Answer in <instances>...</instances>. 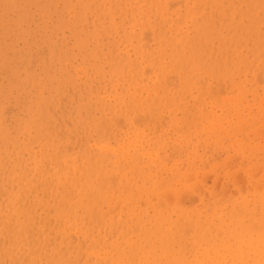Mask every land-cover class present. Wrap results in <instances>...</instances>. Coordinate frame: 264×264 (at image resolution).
Returning a JSON list of instances; mask_svg holds the SVG:
<instances>
[{
	"label": "bare ground",
	"instance_id": "obj_1",
	"mask_svg": "<svg viewBox=\"0 0 264 264\" xmlns=\"http://www.w3.org/2000/svg\"><path fill=\"white\" fill-rule=\"evenodd\" d=\"M171 1L109 0V3H111L109 14L113 16L118 15L120 18H127L128 22L125 26L127 28L126 40L131 45H133V40L136 42L135 47L133 46L135 59L132 60L131 54L128 52H125L126 56L123 58V62H127L129 66H133L134 71L129 89L125 94H120L116 98L113 106L116 112H120L124 116L127 121L126 124L128 123L130 126L131 132L127 134V137L124 138V141L122 140L117 148L111 146L110 143H102L96 148L89 146L81 152L76 153V155H68L63 150H57V153L54 155L51 154L42 158L43 163H40V159L32 169L23 170L17 178L10 177V180H12L10 185L11 190L5 193L4 201L0 202V264H264V204H260V209L256 206V208H250L252 205L249 206L250 203L247 204L251 201L249 195L248 197L244 196V198L247 197L248 202L238 201V196L235 201L231 200V196L227 195L228 192H224L230 187L226 183L224 184L227 189L222 188V191L225 194L224 196H228H226L227 200L229 198L228 201L231 200L230 202H243L241 204L237 202L238 207L233 206L229 211L228 209L226 211L219 208L210 212L211 210L209 211L210 208L208 209V207H206L208 211H202L199 208H194V204L193 208L184 207V200L187 199H184L183 203L181 200L183 205L179 202L181 196L179 197L180 199H175L172 203L171 201H173L174 196L170 200V192H168L169 196H166L168 198L162 200L163 193L160 192L162 188L159 187L158 181L163 179L160 182L162 186L165 182L164 174L168 173L171 169L167 168V160L164 156H159L158 153L144 145L148 134L144 130L139 132L136 126L139 121H143L142 123L147 120L153 121L154 123L149 122V125L150 123L151 125L154 124L151 128L153 131L151 133H155L157 136L156 141L158 142L155 143L159 144L165 141L167 139L166 135L161 133L158 136V134L165 130L161 126V123L164 122L166 124L168 121L167 116H164L165 110L168 109L171 113L168 126H172V129L179 130L180 125L183 124L184 127L187 126L189 128V132H185L186 135H191L190 129L194 130V128L197 129L194 131L197 134L199 131L198 127H201L203 120H206V123H203V125L205 124L204 127H201L203 129L201 130L203 132L201 136L203 137L206 131L209 137H212L216 129L219 137L216 134L215 137L218 138H215V140H218L220 137L222 139L225 135H228L224 139L230 138L231 142L225 140L229 146V143L233 144V140H231L232 136L229 137L231 135L229 134L231 133V128L233 131V126L230 127L231 121L227 119L229 115L225 112L231 114L233 111L236 114L237 120L232 119L235 122L237 121L234 123L236 125L240 126L242 122L247 124L250 121L256 123L255 120L259 116L262 117L263 112L258 116L254 115L257 113L251 114V112L254 110L252 109L253 106L257 105L253 103H261L263 100L259 99L262 96H259V90L263 87L264 92V86H261V88L259 86L260 84L264 85V81H262L264 80V72L262 69L257 68L259 71L256 70V74L258 75V72L259 74L262 73L260 76L263 77H261L262 80L259 83L260 76H258V79L253 69L258 67L257 65H260L259 68H261L264 62L261 63L262 65L257 63L256 67L253 65L251 68L252 73L251 71L249 73L255 76V78L257 77L256 81L259 84L254 80L255 78L252 81L253 83L255 81L257 85L256 83L254 84L260 89H255L257 87L253 85L251 79L248 83V76H244V71L248 74L250 64L255 62L252 59L254 61L251 60L252 62L250 63L248 59L251 56H248L249 53L247 54L246 49L253 50L251 51L256 56L252 57L255 59L259 54L258 52H264V0H241L242 2L239 1L240 3L238 4H235L236 2L232 3L231 0L229 4L227 2V6H225L224 2L228 0H211L212 2L209 0H193L192 4L191 2L189 4V0H183L185 3L183 9H179L180 4H183L179 0L172 1V3H175V7L179 6L177 9L173 8L174 5L172 6ZM105 4V2L102 3V5ZM208 4L210 7L212 5L211 9L213 10L214 8L215 13L212 10L209 13L207 12ZM146 37L151 40H149V43L146 41ZM246 46L251 47L246 48ZM241 48L246 50V52ZM243 51L246 54L245 56L241 55ZM232 53L239 58V65L242 64L248 67L243 71L244 75L242 74V76L246 77L247 82L245 81V83L247 85L250 82L252 83V86L249 85L248 88L245 86V88H252L250 90L244 88L246 92L242 90L243 88L240 89L239 95L234 98L231 96V102L228 97V101L226 99V103L228 104H225L223 100L227 97L224 95L227 91H224V94H222L223 91H220V93L218 92V97L215 96V92L213 93L212 91L215 86L213 87L212 85L217 80H213V83L210 80L208 83L209 78L207 76L214 77L218 75L220 78H227L228 81L225 82H229V86L235 88L236 83L234 82V84L231 83L233 85H230L232 81L229 80L239 65L237 66L238 62L236 63L231 59L230 55ZM258 59L260 57H257V61L259 62ZM203 76L204 79L206 76L207 80L205 79V81L207 85H205L206 82L203 84ZM218 83L216 82L217 85ZM208 84L211 85V89ZM241 85L242 87L244 86L243 83ZM241 85L236 87H241ZM226 87L222 86L221 89H228V92L232 90ZM252 90L259 91V93L257 91V94L255 92L253 94L259 96L256 98L261 101L255 102L258 99H255V97L249 98L250 100L253 99L251 101L253 105L250 102V109H246L243 107L245 103L241 100L243 98L241 93L243 91L244 98H246L248 97V95L245 96L248 93L247 91H250L252 94ZM195 91L199 93L196 95ZM206 92L207 96L205 95ZM208 92H211V95L213 93L214 97H217L218 100H220L221 94V98L225 96L221 99L224 103L222 101L220 103L219 101L220 106L225 105L222 106L225 111L221 112L222 114L225 113L223 117L221 113L217 115L216 110L212 111L219 104L215 98L212 100L216 104L211 103L210 105L212 110L207 108L204 98L207 97L206 100H210L213 97L208 95ZM230 92L229 94L233 93ZM202 94H204V97ZM190 97L194 99V107L193 105L191 107L189 105ZM262 105L260 106L259 104V107L257 106L258 114L259 110L262 109L260 108ZM220 106L218 105V107ZM225 107H229L228 110L230 109L231 111L225 110ZM220 109L222 108H219V111ZM246 110L247 114H245ZM249 110H252L250 114ZM177 113L182 115V117L179 118V114ZM251 115L253 118L255 116L256 119L251 118L253 121L251 119L249 121L248 116L250 118ZM230 116L234 115L231 114ZM120 119L123 120L122 118ZM120 119L118 122L121 121ZM258 119L261 118L259 117ZM262 119L264 122V117ZM224 120L230 121V123L225 121L228 127H230L228 128L230 132L226 127L227 125L223 126L224 123L222 121ZM263 122L261 123L259 120V124L261 125H258L257 122L256 124L259 128L253 125L254 128L256 129L257 127V131L260 130V126L264 125ZM121 123L123 122L121 121ZM236 125L234 126L236 127ZM251 125L249 126L253 127ZM242 126L245 129L247 127H245V124ZM249 126L248 128H250ZM144 127L146 129V126ZM224 129H227L225 133ZM245 129H237L236 133L241 135L240 132L244 134L246 131L243 135L245 136L249 130ZM255 129L253 132H255ZM201 131H199L200 134L202 133ZM257 131L255 135L259 133ZM234 132L235 130L232 135L234 136L233 138H236V133L234 134ZM261 132L264 131L261 130ZM100 134H103V132L101 131ZM252 134H250L251 137H257H255L254 133ZM60 135L63 136L62 134ZM65 136H67V132ZM195 137L197 138V136ZM237 137H239V140L242 139V136L237 135ZM247 137L249 138L250 136L247 134ZM204 138L208 139L207 133ZM203 139L201 140L204 141ZM262 139L264 140V137ZM208 140L210 141V139ZM241 141L243 142V140ZM255 141L257 142V139ZM255 141H252L254 145ZM224 142L223 145L225 144ZM192 143L194 144L193 148H197L198 143L196 141H192ZM258 143L260 141L256 144L258 145ZM189 144L185 140L184 145L181 144L182 149H179V152H183ZM232 144H230L231 147ZM262 144L260 143L258 147H262ZM175 145L177 144L173 145V149L177 150L178 148H175ZM230 146L228 149L231 148ZM236 146L239 145L237 144ZM66 148L68 149L70 146ZM237 149L242 148L239 146L236 148V151ZM171 150L167 151L170 152ZM175 150L173 153L177 152ZM263 150L261 149L258 152L255 150L254 155H257L256 153L259 152L264 153ZM236 151L235 155L239 157L240 155H238L239 153L236 154ZM242 151H244L243 154L246 156L245 150ZM190 153L193 154L192 152ZM217 154L216 156L213 154L216 159L218 156L219 158L221 157L219 155L220 152L218 156ZM232 155H230L229 159L232 158ZM235 155H233L234 158H236ZM247 156H249V153ZM257 156L256 158H251L256 160ZM194 157L196 158V155ZM247 158H243L242 160H247ZM251 158L248 159L251 160ZM183 160L185 161V159ZM209 160L208 162L212 161ZM253 161L251 160L250 167L255 165V163H252ZM256 161H259V158ZM238 162L235 164L237 165ZM227 164L226 166L225 164L222 165L225 168L232 166L230 162ZM247 165H245V168L241 167L242 165L240 166L241 169H244V172L247 168L249 169ZM258 165L260 164H257V167ZM232 167L235 168V166ZM233 168L232 173L234 172ZM253 168L254 171H252ZM253 168L251 167L250 169L255 174L256 167L253 166ZM188 169L191 168L188 167ZM237 169L239 170V168ZM257 170L256 172H259ZM191 172L193 173V171H190V175ZM251 172L249 174L252 175V178L253 174ZM169 173L172 174L171 177L175 178H171L173 181H182L179 178L181 173L179 175L178 172ZM184 173L186 172L184 171ZM234 173L233 175H235ZM261 173L258 174V177L264 176V173ZM168 175L166 174L165 177ZM233 175H229V177L231 176L232 179ZM205 177L208 178L207 176H203L202 179L209 180L212 178V176L209 179ZM225 177H227L226 173ZM229 177L227 179L230 180ZM243 177L246 178L245 176ZM258 177L256 176V178ZM167 178L166 180L168 181ZM196 178L198 177L196 176ZM220 178L222 179V177ZM193 179L194 181L196 180L195 178ZM241 179L239 180L241 181ZM15 180L16 184L14 183ZM244 180L242 179L243 183L247 181ZM216 181H219V179ZM216 181L211 183L217 184ZM235 181L237 182L238 179ZM252 181L257 182V184L253 182L251 184L254 187L256 186V188L252 186L255 192L251 191L254 194V198L256 189L263 191L261 189L262 183L258 184L262 180L257 181V179L253 180L252 178ZM196 182L198 181L196 180ZM173 183L168 181V184H164H166L168 189H172L171 192L177 194L178 186L179 192L182 188L180 189V184L174 188ZM193 183H190L191 186L193 185L192 188L190 186L191 189L195 188L194 184L196 185V183ZM183 184L181 183V186ZM190 184L186 182L185 187ZM240 185L243 184L240 183ZM245 186L246 184L243 185V187ZM209 187L206 186V189ZM219 190L214 191L213 189L216 193H219ZM244 190L246 192V187ZM199 192L202 194L201 190ZM209 192L213 193L212 190H209ZM232 193L233 195L235 194L233 191ZM154 196L157 197V200H154ZM224 196L223 199L225 198ZM256 196L259 197V195ZM260 196V200H262L264 194ZM254 199L253 201H255ZM195 203L198 202L195 201ZM199 206L202 207L204 205ZM222 207L221 205V209ZM226 207H228L227 204Z\"/></svg>",
	"mask_w": 264,
	"mask_h": 264
},
{
	"label": "rangeland",
	"instance_id": "obj_2",
	"mask_svg": "<svg viewBox=\"0 0 264 264\" xmlns=\"http://www.w3.org/2000/svg\"><path fill=\"white\" fill-rule=\"evenodd\" d=\"M172 1H175V0H172ZM179 1L180 3H183V4L178 3L180 4V7L178 5L175 7L174 5L175 3H172V6L174 5L173 8L177 9V7H179V9H183L185 7L184 1L183 0H179ZM239 1L242 2L241 0H232V3L236 2L235 4H238L240 3ZM103 2H105L106 4L102 5ZM190 2L192 4L193 0L192 1L189 0V4ZM227 2L229 4L231 0L224 2L225 6H227ZM110 6H111V3H109V0H0V202L4 201L5 193L11 190L10 185L12 183V180H10V177L17 178L22 173L23 170L32 169L37 163V161H39L40 159H41L40 163H43L42 158L48 155H51V154L54 155L55 153H57L56 152L57 150H63L68 155H76V153L81 152L82 150H84L85 148L89 146L96 148L102 143H110L111 146L117 148L119 144L122 142V140L124 141V138L127 137V134L131 132L130 126L128 125V123L126 124L127 121L124 118V116L121 115L120 112H116L115 107L113 106L116 102V98L120 94H125L126 91L129 89V85H130L134 71H133V66H129L127 62H123V58L126 56L125 52H128L129 54H131V59L132 60L135 59L136 56L134 54L133 46L135 47L136 42L133 40V43H132L133 45L128 43V41L126 40L127 28H125L128 22L127 18H120L118 15H115V16L110 15L109 14ZM211 7L208 4L207 9H206L208 13L210 10H212ZM212 11L215 13L214 8ZM123 25L124 27H122ZM145 39H147L146 41H148V43L151 41L147 37ZM250 47L251 46H246V48H250ZM243 48L241 49L242 50L246 49V48L244 49ZM246 50H247V54L249 53L248 56H251V58L249 59L248 57H246L250 61V63L255 60V62L251 63L252 65L250 64L248 74L246 73V71H244L248 67L242 64L239 65V58H237V56L234 53L230 55L231 59L234 62L236 63L238 62L237 66L239 65L236 71L234 72V74L230 77L229 81H232L230 82V85H233L234 82L236 83V86H239L243 83L244 84L243 87L241 85V87L235 86V88L234 87L232 88L229 86V82H225V81H228L227 78H220L218 77V75H215L214 77L207 76V78H209L208 83L210 82V80L212 81L211 83L214 82L213 80L215 81L217 80L216 81L217 83L219 81L218 85L216 84V82H214L215 84L212 85L213 87L215 86L212 90L213 93L215 92L214 93L215 96H217L218 92L220 93V91H223V93L221 92L222 94H224V91L228 92V89L227 90L221 89L222 86L226 87V84H227L226 88H229V90L232 89L230 91L233 93L229 91L231 94H229V92L228 93L225 92L224 94L227 96V97L224 96L225 99L223 101H225V104H228L226 103L228 101L227 99L228 97L229 98L231 96L233 98L237 97V95H239L240 89L243 88L242 90L244 91L245 89L248 88L249 85L252 86V83H253L252 79L255 78V76L249 74L251 71V68L253 65L254 67H256L255 65H257V63L261 64L264 62V52H258L259 54L257 57H260V59H258L259 60L258 62L257 57L256 59L253 58L254 56H256L252 52L253 50L252 49H246ZM246 50L244 51L246 52ZM244 51L242 52L241 55L245 56L246 54L244 53ZM261 56H262V59H261ZM248 60H246V62H248ZM242 66L244 68L243 70H242ZM257 66L258 67L256 68L253 67L255 69V70L253 69V72L255 73V75H257L256 70L259 71L258 69H262L264 72V65L261 68H259L260 65H257ZM243 71L245 72V75ZM242 74L246 77L248 76V83L250 79L252 83L250 82V84L247 85V83H245V81L247 82V79L246 77L242 76ZM260 74L258 72L257 77L260 76ZM243 77L244 79L242 80ZM257 77L254 79L255 81ZM261 77L262 76H260V79L258 77L259 83H260V80H262ZM205 79H206V76H205ZM205 79L203 76V79H202L203 84L204 82H206ZM255 81L254 83L257 82ZM237 83H239V85H237ZM254 83L253 85L256 86L257 83L256 85ZM205 85H207V82ZM245 86L247 88H245ZM261 86H264V85L260 84L259 87L261 88ZM259 87L255 89H258ZM209 88L211 89V85ZM209 88L208 90H210ZM236 88H237V91H236ZM262 88L259 90L260 93L258 90H255V91L252 90L253 91L252 94L250 91H247L248 93L245 94V96L248 95V97H246L247 99L244 98V95H243L244 93L242 91L241 94L244 100L243 98H241V100L244 101L245 104L246 102L249 101L247 103L249 107L247 106V104L245 105L241 101L244 104V106L243 105L242 106L245 107L246 109H250V105L252 104L251 101L253 99L250 100L249 98L255 97V99H258L256 97H259L262 95L261 98L259 99L261 100L263 99L262 100L263 103L262 102L253 103L257 105L253 106V108L251 106V108L254 110L253 111L249 110V114L251 111H252L251 114L257 113V114H254L257 116L261 115L262 112L264 113V106H263L264 105V97H263L264 92ZM217 89L218 91H216ZM250 89H247V90H250ZM257 91L259 93V96L253 94L254 92L256 93ZM195 92H196L195 93L196 95L197 93H199L197 91ZM210 93L208 92V95H210L211 97L213 96V97L210 98V96H208L210 100L209 99L206 100L207 97H205L204 99L206 101L207 108L209 110H212L210 105L211 103L216 104V102L215 103L213 102L212 99L215 97L213 93L212 95ZM202 95L204 97V94ZM205 95L207 96V92ZM221 96H220V100L217 99L218 96L215 98L216 101H218V103L219 101L220 103L223 102L221 99L224 97L221 98ZM231 98H230V102H231ZM259 99L258 101L255 100V102H260L261 100ZM193 101L194 99L190 97V101H189L190 107L192 105L194 107ZM209 101L210 103H208ZM220 103L218 104L219 106H220ZM259 104L260 106L261 104L263 105L262 107H260L262 109L259 110V114H258L257 106ZM218 105L212 110V111L216 110L217 115L218 113L225 112L224 108L222 107L225 105L221 104L222 106L220 107H218ZM229 107L227 108L225 107V110L227 109V111H231L230 109L228 110ZM219 108H222V109H220L219 111ZM246 112L247 110L245 111V114L248 113ZM225 113L226 114L228 113L229 116L231 114L234 115V116H230V118L227 115L228 116L227 119L231 121L230 123V121L227 120L230 123V127L233 126V131L235 130L234 134L236 133L237 129L239 130L245 129L244 126H242L245 124V127L247 126L245 130L249 129L248 131L250 132L247 131V134L250 137H251L250 134L252 133H254L255 135L257 129L259 128L258 125H261L259 124V120L262 123L263 122L262 118L264 117L263 113H262V117L259 116L262 119L261 121V119H258L259 117L257 116H256L257 120H255L256 119L255 116L254 118L252 117V115L250 116V118L248 116L249 121L251 118H253L256 123L258 122V125L250 121L251 123L248 122L247 124L242 122V125L239 126V125L234 124L237 121L235 122L233 120L234 119L237 120V116H235L236 114H234L233 111L231 114H229V112H225ZM170 114H171L170 111L166 109L164 112V116H167L168 123L167 122L166 124L164 122L161 123L162 124L161 126L164 127L165 130L159 132L158 136H160V134L163 133L164 135H166L167 139L159 144L155 143V142H158L156 141L157 140L156 134L151 133L153 132L151 130V128L154 125V124L151 125V123H154L153 121L147 120L146 122H144L145 124L142 123L143 121H139L138 124H136L139 132L141 130H144L145 133L148 134L147 140L144 142V145H146L147 147H149L150 149L158 153L159 156H164V158H166L167 160V168L171 170H169L168 173L164 174V180H165L164 183L168 184V181L174 182L173 183L174 188H176V186L180 184V189L182 188V190L185 191V193H183L184 191L182 190H181L182 193L181 191L179 192V189H178L179 186H178L177 190L179 193L177 192L176 194L174 192H171L172 189L171 190L168 189V187H166V184L163 183L162 186L164 187L161 186L160 182H162L161 180H163L161 179L158 181V183H159V187L162 188L160 189L161 190L160 192L163 193L162 200H165V198H168L166 196L167 195L169 196L168 192H170L172 195V196L170 195V197L172 198L169 197V199L170 200L173 199V196H174L173 201H171L172 203L175 201V199L181 198L179 201L180 203H181V200L183 203V200L187 199V200H184V207L193 208V204H194L195 205L194 208H199L202 211L203 210L208 211L206 209V207H208V209L210 208L209 211L211 210L210 212H212L213 210H217L219 208L220 210L228 209L229 211L233 208V206H237L238 205L237 202L240 200L243 202H246V201L248 202V199H247L248 195L251 201L249 200L250 202H248L247 204L250 203L249 206L252 205L250 206V208L251 207L258 208L261 203L264 204V202H262V200H264L263 196H262L263 199L260 200L261 198L260 195L264 194V187H263L264 186L263 184L264 176L261 175L262 173H264L263 171L264 170V167H263L264 153L259 152L261 154V157L263 156L262 158L260 157L259 153H256L257 155L259 154L258 155L259 157L257 155H254L255 150L258 152L259 150L264 149L263 148L264 140L262 139L264 137L263 136L264 132H261V130L264 131V127H262L264 125L260 126V130H258L259 133L260 132L261 133L256 134L255 135V137L257 136L256 138H253L254 136H252L251 137L252 140L250 139L251 140L250 141L249 140L250 137L248 138L247 134L243 136L246 131L244 132V134L240 132L241 135L236 133L235 135L236 138H233L234 136L232 135L233 133L232 128H231V133H229L230 129L228 128L230 127H228V124L226 123L227 121L226 120L222 121L224 123L223 126L227 125L226 127L229 131L227 132L231 134L229 135V137L232 136L231 140H233L232 141L233 144L229 143V146L230 144H232V147L230 146L231 148L228 149L229 146L226 143L230 138L227 137V139H224V137L228 136L224 134L225 136L222 139L220 137L219 138L220 140L219 139L215 140L216 138L215 136L218 133L215 128L214 129L216 131L214 130V133L215 132L216 133L215 135L213 133L212 137H209L208 132L204 130L207 133L208 139H210V141L207 138L206 139L204 138L206 136L205 132H204L203 137L201 136L203 134L201 130H203L202 128L205 125V124L203 125V123H206V120H203L201 124L202 128L198 127V130L202 132L201 134L199 131L196 134L194 131L197 129L194 128V130L190 129L191 135L189 134L186 135L185 132L186 133L189 132L188 131L189 128L187 126L184 127V125L181 124L179 130H174L171 128L172 126L170 127L168 126L170 123V118H169ZM224 114L221 113L222 117ZM178 117L181 118L182 115L179 114ZM6 118L8 119L6 120ZM120 118H122L123 120H121ZM164 118H162L163 121H165ZM119 119L123 123H121V121L118 122ZM149 122H151L150 125H149ZM233 124L236 125V127L238 128H236ZM249 125L251 126L256 125L258 128L255 126L256 127L255 129L254 126L250 127ZM144 126H146L147 131ZM248 126L250 128H248ZM181 127L184 129H182ZM227 129H224L225 130L224 133L226 132ZM254 129H255V132H253ZM101 131L103 132V134H100ZM66 132H67V136H65ZM60 134H62L63 136H61ZM198 134L200 135L198 136ZM237 135L242 136L241 140H243V142L238 139L239 137H237ZM195 136H197V138L199 139H197ZM217 136L219 137V134H217ZM193 137L194 139H192ZM259 137H261L260 140H258ZM201 139H203L204 141H202ZM234 139L236 140L235 142L239 146H241L242 149H237L236 151V148L239 146H236L237 144L234 142ZM255 139H257V142L260 141L261 144L263 142L262 144L263 146L258 147L260 143H258L257 145L256 144L257 142L255 141ZM185 140H187L188 143L190 144L188 145V147L187 146L185 147L183 152H179V149H182L181 146L184 145ZM207 140L208 142H206ZM222 140L224 141L227 140L225 142L223 141L225 143L224 145H223ZM192 141H196L198 143L197 148H193L194 144L192 143ZM237 141L238 142L241 141V142L238 143ZM252 141H255L256 146L253 144ZM251 142L253 145L251 144ZM211 143H213V145H211ZM174 144H177L175 145V148H178L177 150L173 149ZM69 146L70 148L67 149L66 147H69ZM233 148H235V150H233ZM167 150L168 151L171 150V151L168 152ZM174 150L177 151V152H174L176 156H174L175 155L173 153ZM242 150H245V154L247 153V155L249 153V156L247 155L245 156L243 154L244 151ZM198 151L200 152L197 153ZM235 151H236V154L239 153L238 154L240 155L239 157H236L237 155H235ZM190 152H192L193 154H191ZM229 152L235 155L236 158H234L233 155L230 154ZM217 153L221 155L220 158ZM213 154H215V156L217 154L218 158L216 159V157ZM195 155H196V158L194 157ZM230 155H232V158H231L232 161L231 159H229L231 157ZM241 156H244V157L241 158ZM256 156H257L256 160H258L259 158V161H256L254 159L256 158ZM213 157H215V159H213ZM222 157L223 158L225 157L224 158L225 162ZM247 157L248 158L254 157V158H251V160L252 161L254 160L252 163L253 164L255 163V165H252L251 167L252 168L253 166L256 167L255 174L251 172L252 170L250 169L251 160L248 159ZM210 158L212 161L209 160ZM243 158H247V160L244 159L243 161L242 160ZM183 159H185V161ZM208 160L211 162H208ZM236 160L239 161L237 163L238 166L235 164L237 162ZM255 161L258 162L257 164H260L261 166L258 165L257 167V164ZM226 162L227 163L230 162L231 163L230 165L235 166V168H233L232 166H227L225 168L224 165L222 164H225L226 166L227 164ZM244 162H246L245 165H247V162H248L247 166L249 167L248 169L246 166L247 169L245 170V172L243 169L245 168ZM196 166L199 168H197ZM240 166L243 168L241 169ZM188 167L191 169H188ZM200 167L202 168L200 169ZM222 167H224L225 169ZM230 168H231V171H230ZM232 168L234 172L237 170L235 173L233 172L235 175H233L232 173ZM237 168H239V170ZM257 168L259 169L257 170ZM256 170L259 172H256ZM184 171L186 173H184ZM190 171H193V173L191 172V175H190ZM252 171H254V168ZM169 172H178V175L181 173L179 175V178H181L182 181H179V182L177 180L173 181L172 179H175V178L171 177L172 174H170ZM250 172L253 174V177H252L253 180H256V179L257 181L262 180L260 183L258 182V184L262 183V188L261 187L260 188L263 189V191L261 190L262 191L261 193V191H259L260 189H256V193L254 197L255 199L253 198L254 194H252V192L255 190L254 188H256V186L254 187V185H251V184L253 183L257 184V182L252 181V178H251L252 175L249 174ZM194 173L195 174L198 173V174L195 175ZM225 173L227 177H225ZM239 173L241 177L243 176L246 177V178L244 177L242 178L243 180L244 179L247 180V181L244 180L246 182V183L244 182L246 184L245 186L246 192L244 190L245 187H243V185L245 184L242 182V179ZM259 173H261L260 175L262 177L261 178L259 176L260 179L258 177ZM166 174L167 175L169 174V175L165 177ZM200 174H202L203 176H207V177L208 175L212 174L209 176V177L212 176V178L209 179V177L208 178L205 177L206 179H209V180H204L202 179L203 176L201 175L202 176L201 178ZM229 175L231 176L233 175L232 179H231V176L229 177ZM189 176H191L192 179ZM196 176L198 178H196ZM234 176L236 177V179ZM256 176L258 178H256ZM220 177H222V179ZM228 177L230 178V180L227 179ZM166 178L168 179V181L166 180ZM193 178H195L198 182H196V180L194 181ZM218 179L219 181H216ZM237 179L238 181L236 182L235 180ZM239 179H241V181ZM183 180L186 181L188 184L193 183V182L196 183V185L194 183L193 184L197 190L195 188L194 189L196 191L194 189H191L193 186V185L191 186V184L189 186H186L187 187L186 188L185 187L186 182H184ZM204 181L206 182L204 183ZM208 181H209V184H208ZM214 181H216L217 184L211 183ZM14 183L15 184L17 183L16 180L14 181ZM181 183H184V184L181 186ZM197 183L199 186L197 185ZM210 183L212 186L210 185ZM224 183L229 184V186L232 188L227 186L229 191L228 190L226 191L225 189L227 188H225L226 185ZM240 183L243 185H240ZM213 185L216 188L215 187L213 188ZM183 186H184V189H183ZM203 186L205 187L202 188ZM206 186L207 187L211 186V187L206 189ZM250 186L251 187L253 186L254 188L253 187L251 188ZM211 188H213L214 191H217V189H220L219 190L220 192L216 193ZM222 188H225L224 192H228L227 195L229 197L231 196L230 197L231 200L233 199V201H235L237 196L239 200L236 202L232 201L233 203L230 202L231 200L228 201L229 198L227 200L228 196L227 195H226L227 197L224 196L225 194L222 191L223 190ZM208 189L212 190L213 193L211 194V192H209ZM192 190H193V193H192ZM200 190L202 194H200L199 192ZM236 190L238 193L240 192L239 193L240 197H239V194L236 192ZM232 191L235 192L234 195ZM248 191L250 192L248 193ZM195 192H196V196H195ZM207 193H208V196H207ZM222 193H223V196L225 197L224 199H223ZM245 195L247 197L244 198ZM256 195H259V197ZM221 197H222L223 202L221 200ZM153 198L154 200H157L156 196H154ZM198 198L199 200H197ZM251 198H253L258 204L257 203L255 204V201H253V199ZM219 200L221 201L219 202ZM195 201H197L198 203H195ZM243 202H238V203L241 204ZM251 202H253L254 204L253 203L251 204ZM198 204L204 205V206L201 207ZM226 204L228 207H226ZM221 205L223 206L222 209H221ZM229 205L231 206L229 207Z\"/></svg>",
	"mask_w": 264,
	"mask_h": 264
}]
</instances>
